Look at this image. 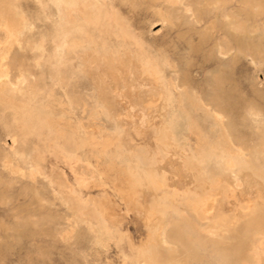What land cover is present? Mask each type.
Returning a JSON list of instances; mask_svg holds the SVG:
<instances>
[{
	"label": "rangeland",
	"instance_id": "374dc122",
	"mask_svg": "<svg viewBox=\"0 0 264 264\" xmlns=\"http://www.w3.org/2000/svg\"><path fill=\"white\" fill-rule=\"evenodd\" d=\"M99 2L106 15L90 23L67 0H0V264L237 263L250 239L238 215L264 196V0ZM88 53L131 59L111 84L119 115ZM141 91L153 110L132 107ZM176 160L197 171L185 176ZM144 167L165 183L155 211ZM229 177L238 185L205 193L207 221L186 205L195 191L177 188ZM217 216L236 231L205 233Z\"/></svg>",
	"mask_w": 264,
	"mask_h": 264
},
{
	"label": "bare ground",
	"instance_id": "6f19581e",
	"mask_svg": "<svg viewBox=\"0 0 264 264\" xmlns=\"http://www.w3.org/2000/svg\"><path fill=\"white\" fill-rule=\"evenodd\" d=\"M99 1H103V0H67V4L69 5V7L71 9L75 10H79L81 11L86 20L90 23H97L100 22L102 20V18L106 15V12L103 10V7L100 5L101 2ZM169 2L170 5L174 6L177 4V0H167ZM108 3V2H107ZM106 3V4H107ZM46 4V2L44 3ZM48 4V3H47ZM102 4V3H101ZM43 4H41L42 6ZM49 6V5H47ZM46 6V7H47ZM110 6V5H109ZM112 6V5H111ZM169 6V5H168ZM44 7V6H42ZM45 7V8H46ZM236 7V6H235ZM48 8V7H47ZM47 10V9H46ZM110 10V9H108ZM113 12V10H112ZM66 13V12H65ZM202 14V13H201ZM52 15V14H51ZM168 15V14H167ZM64 16V15H63ZM114 16V15H113ZM24 17V16H23ZM67 18V17H66ZM57 19V18H56ZM84 19V18H83ZM111 20V19H110ZM117 20V19H116ZM111 22V21H109ZM118 22V21H117ZM141 22V21H140ZM114 23V22H113ZM49 24V23H48ZM64 24V23H63ZM105 24V23H104ZM125 24V23H124ZM89 25V24H88ZM116 25V24H115ZM82 26V25H81ZM6 27V26H5ZM2 28V27H1ZM49 28V27H48ZM80 28V27H79ZM115 28V27H114ZM7 29V28H6ZM54 29V28H53ZM53 29H51L53 31ZM86 29V28H85ZM84 29V30H85ZM127 29V28H126ZM5 30V29H4ZM87 30V29H86ZM85 30V31H86ZM119 30V29H118ZM84 31V32H85ZM90 31V30H89ZM97 32V31H96ZM51 33V32H50ZM98 33V32H97ZM104 33V32H103ZM227 33V32H226ZM225 33V34H226ZM71 34V33H68ZM74 34V33H73ZM91 34V33H90ZM119 34V33H118ZM14 35V34H13ZM89 35V34H88ZM104 35V34H103ZM12 35L10 33H8V37H11ZM90 36V35H89ZM15 37V36H14ZM121 37V36H120ZM134 37V36H133ZM240 37V36H239ZM246 37V35H245ZM51 38V37H50ZM232 38V37H231ZM105 39V38H104ZM107 39V37H106ZM110 39V38H109ZM241 39V37H240ZM246 39V38H245ZM244 39V42H245ZM101 40V39H100ZM233 40V39H232ZM238 40V39H236ZM242 40V39H241ZM1 41V39H0ZM113 41V40H112ZM52 42V41H50ZM96 42V41H95ZM240 42V40H239ZM20 43V42H19ZM97 43V42H96ZM99 43V42H98ZM110 43V42H109ZM235 43V41H234ZM114 44V43H113ZM123 44V43H122ZM131 44V43H130ZM238 45V43H236ZM110 45V44H109ZM128 45V44H127ZM245 45V43H244ZM244 45L241 44L242 47H244ZM21 46V45H20ZM103 46V45H102ZM129 46V45H128ZM115 47V46H114ZM130 47V46H129ZM65 48L67 49L68 53H71V50L69 49V46L67 45V43L65 44ZM117 48V47H116ZM52 49V48H51ZM242 49V48H241ZM129 50V49H128ZM244 50V49H243ZM123 51V50H122ZM130 51V50H129ZM60 52V51H59ZM131 52V51H130ZM114 53V52H113ZM117 54V53H116ZM136 54V53H135ZM119 55V54H118ZM130 55V53L128 54ZM127 55V56H128ZM220 55V54H219ZM140 56V54H139ZM138 56V57H139ZM135 57V55H134ZM129 57H121V56H115L113 54L110 53V55H95V54H86L84 55L83 59L85 61V63L87 64V66H90L91 68V73L93 74V76L96 78V83L99 86L100 92L104 98V103L106 108L113 114L115 115H119L123 110H124V106H121L120 103H117V99L120 97H118V91H116L115 88H113L111 86V84H113L114 82H118L119 80H121V75L119 74V68L117 67L118 65H123L121 67H124V65H127V63L129 62ZM2 59V58H1ZM4 59V58H3ZM2 59V60H3ZM140 58H138L139 60ZM143 59V58H142ZM5 60V59H4ZM3 60V61H4ZM131 60V59H130ZM140 61V60H139ZM58 62V61H57ZM136 62V60H135ZM82 63V62H81ZM131 63V62H130ZM138 63V62H137ZM104 65L106 67V72L105 73H101L99 71L100 67ZM136 65V64H135ZM140 65V64H139ZM148 65V64H147ZM78 66V65H77ZM128 66V65H127ZM137 66V65H136ZM153 66V65H152ZM120 67V68H121ZM89 68V67H88ZM89 68V69H90ZM128 68V67H127ZM126 68V69H127ZM143 68V67H142ZM2 69V68H1ZM119 69V70H118ZM140 69V68H138ZM130 70V69H129ZM152 71V70H150ZM5 70L0 71V76L1 74H4ZM89 72V71H88ZM136 72V71H135ZM90 73V72H89ZM134 73V71H133ZM142 73V72H141ZM8 75V74H7ZM80 75V74H79ZM136 75V73H135ZM135 75L131 74V77L133 80H135ZM142 75V74H141ZM90 76V75H89ZM147 76V75H146ZM163 76V75H162ZM2 77V76H1ZM68 77V76H67ZM137 77V76H136ZM91 78V77H90ZM145 78V77H144ZM139 79V78H138ZM143 80V79H141ZM136 81V80H135ZM149 81V80H148ZM151 81L157 82V77L155 75H153V77L151 78ZM161 81V80H160ZM124 82V81H123ZM126 82V81H125ZM163 83V82H162ZM39 87V86H38ZM96 87V86H95ZM128 87L130 88V90L134 93L136 92V90H138L139 88L136 86V84L134 82H130V84L128 85ZM79 88V87H78ZM126 90V89H125ZM129 90V91H130ZM140 90V89H139ZM121 91L123 92V90L121 89ZM151 91V90H150ZM155 91V90H154ZM217 91V90H216ZM27 92V91H26ZM97 92V91H96ZM99 92V91H98ZM139 96L137 100H134V104H133V108H137L138 110H141L142 112L145 111H149L151 110V106L149 105L153 100L151 99V97H149V94H144V92H138ZM162 93V92H161ZM151 94V93H150ZM36 95V94H35ZM120 95V94H119ZM125 95V93H124ZM63 96V94H62ZM96 96V95H95ZM156 96V95H155ZM126 97V95H125ZM161 95L158 94V98H160ZM163 98V97H162ZM120 99V98H119ZM134 99V98H133ZM162 100V99H161ZM158 101V100H157ZM160 101V100H159ZM35 103V102H34ZM144 103H147V105H144ZM154 103V102H153ZM159 103V102H158ZM159 105V104H158ZM161 105V104H160ZM42 106V105H41ZM40 106V107H41ZM68 106V105H67ZM160 107V106H159ZM39 109V108H38ZM30 110V109H28ZM35 110V109H34ZM134 110V109H133ZM153 110V109H152ZM31 111V110H30ZM29 111V113H30ZM43 111V110H42ZM41 111V112H42ZM63 111V110H62ZM153 114L155 111H152ZM15 113V112H14ZM25 113V111H24ZM127 113V112H126ZM148 113V112H147ZM157 113V112H156ZM33 114V113H32ZM41 114V113H40ZM46 114V113H45ZM130 114V113H129ZM152 114V113H151ZM160 114V113H159ZM27 115V114H26ZM30 115V114H29ZM34 116V115H33ZM151 116V115H150ZM23 117V116H22ZM21 117V118H22ZM50 117V116H49ZM114 117V116H113ZM24 118V117H23ZM130 118V117H129ZM159 118V117H158ZM28 119V118H27ZM50 119V118H49ZM48 119V122H49ZM25 120V118H24ZM117 120V119H116ZM119 120V119H118ZM16 121V120H15ZM120 121V120H119ZM132 121V120H131ZM156 121V120H155ZM24 122V121H23ZM122 122V121H121ZM26 123V122H25ZM124 124H126L123 121ZM122 123V124H123ZM157 123V122H156ZM24 124V123H23ZM58 124V123H57ZM154 124V123H153ZM152 125V124H151ZM158 125V124H157ZM61 127V126H60ZM129 127V126H128ZM156 127V125H155ZM40 128V127H39ZM123 128V127H122ZM128 128H126L127 130ZM154 130V128H152ZM20 131V130H19ZM125 131V130H124ZM155 131V130H154ZM54 132V130H53ZM51 132V133H53ZM34 133V132H33ZM43 133V132H42ZM62 133V132H61ZM25 134L27 135V132H25ZM29 134V133H28ZM127 134V133H126ZM125 134V135H126ZM155 134V132H154ZM25 135V136H26ZM41 135V134H39ZM55 135V134H54ZM68 135V134H67ZM153 135V133H152ZM159 135V134H158ZM154 136V135H153ZM57 137V136H56ZM25 138V137H24ZM58 138V137H57ZM56 138V139H57ZM126 138V137H124ZM92 139V138H91ZM157 142L161 143L165 141V138H162L161 136H157ZM126 141V140H123ZM111 142V141H110ZM125 143V142H124ZM123 143V144H124ZM156 143V142H155ZM127 144L129 145L130 148H133L134 145L131 144V141H128ZM139 144V143H138ZM142 144V143H141ZM140 144V145H141ZM146 144V143H145ZM157 144V143H156ZM125 145V144H124ZM144 146V144H143ZM146 146V145H145ZM113 148V147H112ZM146 148V147H145ZM150 149V148H149ZM132 150V149H131ZM179 150V149H178ZM156 151V150H155ZM154 151V153H155ZM134 152V151H133ZM151 152V151H149ZM153 152V151H152ZM160 152V151H159ZM157 153V152H156ZM224 153V152H223ZM70 154V153H69ZM153 154V153H152ZM173 154V153H172ZM63 155V154H62ZM74 156V155H73ZM157 157V156H156ZM245 157V156H244ZM168 159V158H167ZM231 159V158H229ZM236 159V158H235ZM159 160V159H158ZM171 160V158H170ZM10 161V160H9ZM169 161V160H168ZM177 161V160H176ZM133 162V161H132ZM171 161H169L170 163ZM232 162V161H231ZM7 164V163H6ZM175 166L178 167V169L181 171L180 173H183L184 175L189 173H193L195 171H197V167L192 164L191 162H184V163H180V162H176L173 163ZM132 165V164H131ZM161 167V166H159ZM172 167V166H171ZM234 167V166H233ZM134 168V167H133ZM142 168V167H141ZM173 168V167H172ZM176 168V167H174ZM160 169V168H158ZM163 169V167L161 168ZM166 170V169H165ZM199 170V169H198ZM174 171V170H172ZM33 172V171H31ZM30 172V173H31ZM35 173V172H34ZM256 172H254L253 170H250V172L248 173L249 176L255 175ZM23 174V173H22ZM143 174L145 177V180L147 182V188L149 190V192L155 196V205H154V211L156 210V208L159 205V198L162 197L161 191L160 189L165 185V183L163 182H155L152 179V168L151 167H144L143 168ZM246 174V175H248ZM29 175V174H28ZM183 175V176H184ZM241 175V174H240ZM244 175V173H243ZM186 176V175H185ZM188 176V175H187ZM192 176V175H191ZM190 176V177H191ZM227 178V177H226ZM231 178V177H229ZM243 178V176H242ZM220 179V178H219ZM222 179V178H221ZM257 179V178H254ZM253 179V180H254ZM32 180V179H31ZM259 180V179H258ZM78 181V180H77ZM83 181V180H82ZM131 181V180H130ZM192 181L194 182V180L192 179ZM242 181V180H239ZM190 182V181H187ZM222 182H227V183H231L233 185H238V179L237 178H231L230 180H218L216 182L213 181H209L207 182L201 189L199 190H194L192 188V184L190 182V186L188 184H182V183H178L180 185L177 186L178 190H193L195 191V194L197 195L196 199H192L190 198V200L186 201V205L190 208V212L193 213V215L201 221H207L209 220L208 217V212L210 209H212L214 207V200L210 199V195H207L205 193H210L211 191L214 190H220L221 188V183ZM254 182V181H253ZM252 182V183H253ZM177 183H175V185H177ZM251 183V184H252ZM169 184V183H168ZM170 185V184H169ZM174 186V184H172ZM241 185V183H240ZM255 185H261V181H258V184L256 183ZM171 187V186H170ZM175 187V186H174ZM232 187V186H231ZM263 187V186H262ZM264 188V187H263ZM235 189V188H234ZM132 188L130 187V190L127 192L128 195L132 194ZM258 191V189H257ZM134 192V190H133ZM147 193V192H145ZM150 194V195H151ZM258 195H260L258 193ZM126 196V195H125ZM132 197V196H131ZM264 197V196H263ZM263 197H259L255 200V198H252V201L255 200L252 204V206H250V208L248 209L247 212H241L238 215V224H243L244 228H243V232L245 234H247V236H250V239H248L247 243H248V249H247V253L245 255V257L241 258L237 263L235 264H264V198ZM213 198V197H212ZM130 199V198H129ZM131 200V199H130ZM169 200L171 202V204H176L178 202H181L182 199L179 198V196L176 194L175 196H170ZM129 201V200H128ZM132 201V200H131ZM135 205V201H132ZM223 202V201H222ZM221 203V202H220ZM131 204V203H130ZM138 204V203H137ZM251 205V204H250ZM134 208H136L134 206ZM103 209V208H102ZM102 211V210H101ZM139 211V210H138ZM109 212V211H108ZM107 212V213H108ZM111 212V211H110ZM144 213V212H143ZM154 213V212H153ZM112 214V212L110 213ZM106 215V212H105ZM113 215V214H112ZM145 215V214H144ZM146 216V215H145ZM105 218V217H104ZM155 218L158 221H163L162 217L160 215L155 214ZM154 220V219H153ZM146 221V220H145ZM148 221V220H147ZM214 223H210L207 224L205 226V233L209 234L211 237L215 238V240H219L220 239V235L221 233H226V232H233L236 231V229L232 228L231 226L227 225L226 223L223 222V220L217 216L215 218V220H213ZM160 229V228H159ZM238 231V230H237ZM196 234V233H194ZM159 242L162 244H168V241L166 239L165 236V230H162V232L159 234ZM191 243V240H190ZM197 245V244H196ZM195 245V246H196ZM200 246V245H199ZM147 247V245H146ZM209 249V248H207ZM210 250V249H209ZM213 251V250H212ZM203 252L201 251V254ZM212 253V252H211ZM149 255V254H148ZM146 256V255H145ZM209 256V255H208ZM220 257V256H219ZM218 257V258H219ZM209 258V257H208ZM212 258V257H211ZM218 258H213V260H218ZM222 260V258H219ZM212 260V261H213ZM214 260V261H215ZM220 260V261H221ZM213 261V262H214ZM218 261H216L217 263ZM222 262V261H221ZM144 264V263H143ZM148 264H160L159 262H154V263H148ZM226 264H234V263H226Z\"/></svg>",
	"mask_w": 264,
	"mask_h": 264
}]
</instances>
